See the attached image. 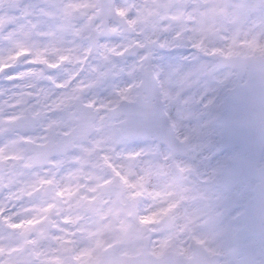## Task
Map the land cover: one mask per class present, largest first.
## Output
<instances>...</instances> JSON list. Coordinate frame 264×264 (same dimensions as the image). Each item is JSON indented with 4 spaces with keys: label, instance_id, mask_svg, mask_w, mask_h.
I'll return each mask as SVG.
<instances>
[{
    "label": "snow or ice",
    "instance_id": "1",
    "mask_svg": "<svg viewBox=\"0 0 264 264\" xmlns=\"http://www.w3.org/2000/svg\"><path fill=\"white\" fill-rule=\"evenodd\" d=\"M4 4L9 10L0 13V33L7 32L11 40L35 15L37 5L29 0H0V9ZM74 7L64 6L66 21ZM235 7L234 22H239L243 15L264 8V0H241ZM59 27L63 30L69 24ZM24 34L31 37V32ZM38 35L47 38L55 33L41 29ZM244 43L251 49L248 54L235 50L234 38L228 50L212 49L210 54L221 57L220 63L201 65L195 72L171 73L176 90L164 94L185 108L193 100L185 93L205 78L196 100L203 110L189 109L170 121L177 133L176 151H196L199 156L195 165L177 161L176 167L195 173L198 181L191 188L174 181L179 199L151 215H137L152 175L150 170L144 174L138 170L137 154H120L124 162L117 167L109 155L95 157L96 149L86 148L84 155L72 158L77 167L62 179L58 175L32 178L36 161L65 149L53 145L46 152L26 156L25 146L44 147L42 140L16 137L5 127L28 119L23 104L13 101L7 111L0 110V264H264V65H260L258 90L242 93L233 81L241 74L221 72L226 64L243 69L257 54L264 58V44L258 38ZM16 47L23 44L17 42ZM23 78L15 72L7 80ZM226 146L233 153L216 160ZM81 177L88 182L81 183ZM56 200L71 205L68 214L58 209ZM185 201L191 207L180 217L171 216L165 229L148 227Z\"/></svg>",
    "mask_w": 264,
    "mask_h": 264
},
{
    "label": "clouds",
    "instance_id": "2",
    "mask_svg": "<svg viewBox=\"0 0 264 264\" xmlns=\"http://www.w3.org/2000/svg\"><path fill=\"white\" fill-rule=\"evenodd\" d=\"M29 2L37 8L35 15L24 22L23 31L11 40L6 38L7 32L0 33V110L7 111L13 101L23 104L28 119L5 127L11 128V135L16 137L42 140L44 147L25 146L26 156L46 152L53 145L65 149L36 161L30 170L32 178L58 175L62 179L77 167L72 158L84 155L86 148H95V157L109 155L117 167L124 162L120 154H137L135 163L141 174L145 170L152 173L137 215H151L168 207L179 199L174 181L184 188L198 181L195 173L181 172L176 162L195 165L199 159L196 151H176L177 133L170 121L178 120L180 112L203 110L196 100L204 90L205 79L201 77L200 83H194L185 93L193 97L185 108L165 96V91L176 90L175 77H169L176 69L183 74L195 72L201 65L220 63L222 58L211 55L212 49L228 50L234 38L235 50L242 55L251 52L244 42L258 38V43L264 44V8L234 22L238 15L235 6L241 0ZM69 3L76 7L66 21L64 6ZM2 10H9L7 4ZM64 23L69 27L62 30L59 25ZM41 29L55 35L41 38ZM25 32H31V37L26 38ZM17 42L23 48H17ZM25 51L30 54L25 55ZM260 65H264V58L257 54L245 68L226 64L221 72L240 73L239 80L234 76L233 81L239 84L237 92L242 93L258 90ZM15 72L24 78L9 82L7 77ZM53 159L56 164L50 162ZM80 182L88 180L81 177ZM55 202L63 214H68L70 204ZM190 207L185 201L181 208L158 217L148 227L165 229L171 216L180 217Z\"/></svg>",
    "mask_w": 264,
    "mask_h": 264
},
{
    "label": "rangeland",
    "instance_id": "3",
    "mask_svg": "<svg viewBox=\"0 0 264 264\" xmlns=\"http://www.w3.org/2000/svg\"><path fill=\"white\" fill-rule=\"evenodd\" d=\"M11 2H12V0H9V3H11ZM2 12H3V10L0 9V13H2ZM232 153H233V149L223 150V151H221L220 153L217 154L216 160H222L225 157L231 155Z\"/></svg>",
    "mask_w": 264,
    "mask_h": 264
},
{
    "label": "water",
    "instance_id": "4",
    "mask_svg": "<svg viewBox=\"0 0 264 264\" xmlns=\"http://www.w3.org/2000/svg\"><path fill=\"white\" fill-rule=\"evenodd\" d=\"M228 146H226L225 148H227Z\"/></svg>",
    "mask_w": 264,
    "mask_h": 264
}]
</instances>
